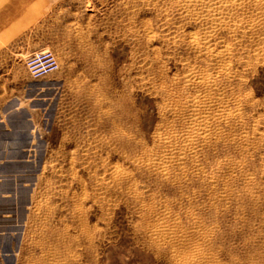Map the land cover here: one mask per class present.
<instances>
[{
  "label": "rangeland",
  "instance_id": "obj_1",
  "mask_svg": "<svg viewBox=\"0 0 264 264\" xmlns=\"http://www.w3.org/2000/svg\"><path fill=\"white\" fill-rule=\"evenodd\" d=\"M0 264H264V0H0Z\"/></svg>",
  "mask_w": 264,
  "mask_h": 264
},
{
  "label": "built area",
  "instance_id": "obj_2",
  "mask_svg": "<svg viewBox=\"0 0 264 264\" xmlns=\"http://www.w3.org/2000/svg\"><path fill=\"white\" fill-rule=\"evenodd\" d=\"M26 68L33 80H40L58 69L54 55L49 51H40L26 59Z\"/></svg>",
  "mask_w": 264,
  "mask_h": 264
},
{
  "label": "bare ground",
  "instance_id": "obj_3",
  "mask_svg": "<svg viewBox=\"0 0 264 264\" xmlns=\"http://www.w3.org/2000/svg\"><path fill=\"white\" fill-rule=\"evenodd\" d=\"M220 1V0H219ZM211 2V1H210ZM216 3V2H215ZM216 22V21H215ZM208 30H210V29H208ZM226 46V45H225ZM210 47V46H209ZM215 53H218V52H220V49L219 50H215L214 51ZM214 54V53H213ZM194 149V148H193Z\"/></svg>",
  "mask_w": 264,
  "mask_h": 264
}]
</instances>
